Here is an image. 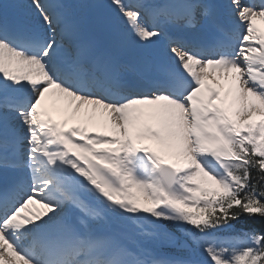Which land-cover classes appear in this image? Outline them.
I'll return each mask as SVG.
<instances>
[{
    "label": "snow or ice",
    "instance_id": "snow-or-ice-1",
    "mask_svg": "<svg viewBox=\"0 0 264 264\" xmlns=\"http://www.w3.org/2000/svg\"><path fill=\"white\" fill-rule=\"evenodd\" d=\"M17 7L0 264H264V0Z\"/></svg>",
    "mask_w": 264,
    "mask_h": 264
},
{
    "label": "rangeland",
    "instance_id": "rangeland-1",
    "mask_svg": "<svg viewBox=\"0 0 264 264\" xmlns=\"http://www.w3.org/2000/svg\"><path fill=\"white\" fill-rule=\"evenodd\" d=\"M30 2V0H3V3L5 4H14L17 5V11L19 12H24L27 11V4ZM125 2L127 3V0H125ZM260 22H258L259 24ZM261 27H264V25H261ZM161 46H163V42L161 44ZM102 130V129H101Z\"/></svg>",
    "mask_w": 264,
    "mask_h": 264
},
{
    "label": "bare ground",
    "instance_id": "bare-ground-1",
    "mask_svg": "<svg viewBox=\"0 0 264 264\" xmlns=\"http://www.w3.org/2000/svg\"><path fill=\"white\" fill-rule=\"evenodd\" d=\"M221 2H226V0H221Z\"/></svg>",
    "mask_w": 264,
    "mask_h": 264
}]
</instances>
